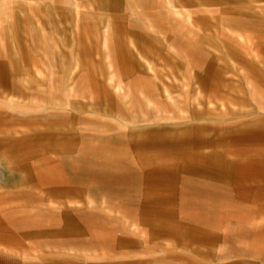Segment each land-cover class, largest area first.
I'll return each instance as SVG.
<instances>
[{
	"label": "rangeland",
	"instance_id": "rangeland-1",
	"mask_svg": "<svg viewBox=\"0 0 264 264\" xmlns=\"http://www.w3.org/2000/svg\"><path fill=\"white\" fill-rule=\"evenodd\" d=\"M57 262L264 264V0H0V264Z\"/></svg>",
	"mask_w": 264,
	"mask_h": 264
},
{
	"label": "crops",
	"instance_id": "crops-1",
	"mask_svg": "<svg viewBox=\"0 0 264 264\" xmlns=\"http://www.w3.org/2000/svg\"><path fill=\"white\" fill-rule=\"evenodd\" d=\"M48 180H49V182H52V179H48ZM56 264H67V263H65V262L59 263V262H57Z\"/></svg>",
	"mask_w": 264,
	"mask_h": 264
}]
</instances>
